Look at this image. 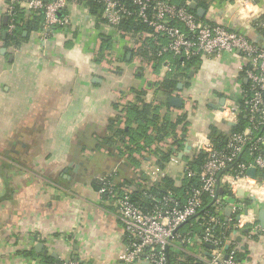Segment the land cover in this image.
<instances>
[{"label": "crops", "instance_id": "crops-1", "mask_svg": "<svg viewBox=\"0 0 264 264\" xmlns=\"http://www.w3.org/2000/svg\"><path fill=\"white\" fill-rule=\"evenodd\" d=\"M252 1L261 13L246 21L236 16V0H208L204 18L210 21L203 22L254 39L264 0ZM17 2L26 20L34 18L26 0ZM10 3L0 0V264H54L76 258L83 264H122L123 223L114 201L98 193L100 178L107 177L121 192H140L143 203L149 202L145 190L163 186L164 177L181 188L195 154L196 133H208L211 123L224 132L233 127L214 118L213 105L230 97L239 100L247 88L239 70L242 56L223 53L196 60L186 68L182 88L171 94L183 97V106L177 108L161 88L175 69V57L141 53L149 42L159 49L152 37L109 26L101 11L93 13L88 4H70L62 12L71 17L69 25L44 38L41 21L40 29L25 30L14 46L6 41ZM137 92L152 95L162 118L175 120L190 113L187 132L179 128L176 136L151 147L127 149L128 139L114 136L109 123L121 115L119 126L126 125L124 108L140 105ZM151 171L157 172L156 181ZM260 209L255 211L259 224ZM230 214L227 210L225 217ZM231 233L237 247L247 251L237 264H264V229L245 227Z\"/></svg>", "mask_w": 264, "mask_h": 264}, {"label": "built area", "instance_id": "built-area-1", "mask_svg": "<svg viewBox=\"0 0 264 264\" xmlns=\"http://www.w3.org/2000/svg\"><path fill=\"white\" fill-rule=\"evenodd\" d=\"M89 0H26V9L33 17L43 13V37L47 38L58 26H67L71 17L62 14L70 4H87ZM102 5L101 18L111 27H119L123 19L134 18L146 24L149 30L142 32L152 37L159 45L158 57L172 55L182 59L181 66L193 58H218L223 53H240L243 63L239 70L248 81L247 88L239 94V100L231 97L213 110L214 118L220 122L236 125L242 115H246L250 124L242 132H230L228 151L218 150L208 134L204 131L196 133L193 143L195 154L202 151L206 154L202 182L188 194L184 203L177 197L167 193L161 198L145 190L151 209L135 202L131 189L122 192L107 177H101L102 183L98 193L102 198L114 201L118 216L123 223L126 245L119 256L122 264H168V251L186 252L205 264H237L235 251L226 253L225 239L217 237L211 225H227L228 229L250 227L253 231H263L258 223L256 212L264 208V49L251 40L245 33L231 30L221 24L205 23L193 13L188 6H179L170 0H96ZM11 0L8 14L9 34H14L21 21L16 17L15 4ZM251 6V7H250ZM252 0H236V16L250 21L260 15ZM94 19V16H91ZM96 19V18H95ZM165 39V41H163ZM167 62V61H166ZM168 70L171 62L166 63ZM240 82L241 78L238 79ZM189 103V100H188ZM246 151L252 160L239 163L234 167L241 155ZM257 169V176L251 177L247 172ZM221 173V175H220ZM196 173L189 167L186 175ZM157 172L151 171L153 181L158 179ZM225 187L227 194L218 193V187ZM244 195L238 194L239 190ZM204 195L212 200L210 207L217 215L201 214ZM256 199H253V198ZM226 222L221 216L226 211ZM237 216V221L231 223ZM198 217L204 227V241L213 245L212 259L204 256L200 246H193L198 237L192 232H179V228ZM224 242V243H223ZM63 264H83L79 260L69 259Z\"/></svg>", "mask_w": 264, "mask_h": 264}, {"label": "trees", "instance_id": "trees-1", "mask_svg": "<svg viewBox=\"0 0 264 264\" xmlns=\"http://www.w3.org/2000/svg\"><path fill=\"white\" fill-rule=\"evenodd\" d=\"M49 1V0H45ZM124 2H128L129 0H122ZM172 3L179 5V6H188L191 2L196 1L199 7H203L205 10L209 11V3L208 0H170ZM222 1V0H221ZM20 3V2H19ZM19 3L15 4V11L16 17L18 20L21 21V25L18 26L17 30L14 34H9L7 37V43H11L16 46L18 43L19 38H23V33L25 30L31 32L30 30H37L40 29V23L43 22V13L38 17H34L30 20H26L24 17L23 9L20 8ZM88 5L91 7V11L93 13H97L102 11V5L97 2L96 0H89ZM190 9V8H189ZM193 13L196 14L195 10L190 9ZM197 15V14H196ZM202 21H207L205 18L199 17ZM210 21V20H208ZM207 21V22H208ZM23 22V23H22ZM257 26V30L264 35V16L257 19L255 21ZM8 27V26H7ZM122 30L129 34H139L141 32L147 31L149 28L146 24L142 23L139 20L134 18L123 19L120 26ZM57 29V28H56ZM27 38V37H25ZM148 46L150 48H148ZM158 50V46L154 45L153 43L149 42L146 48L142 49L141 53L144 56L148 54L156 56ZM175 69L171 73L165 77V79L161 83V88L166 94L171 96L175 91H178V86L181 81L187 76L188 74L185 72L186 68L192 66V64L198 60L199 58H193L185 62V66L182 67V59L180 58H173ZM183 69V70H181ZM184 71V72H183ZM137 99L140 102V105L131 104L127 105L124 110H126V122L124 127H120L121 115H117L113 119H111L109 123V130L114 136L120 137L122 139L127 138V141H124V146L131 150H138L140 151L142 148L151 147L153 143H158L160 141H165L169 136H176L177 129L183 133H186L188 128L187 125L190 124L189 119L191 118L190 113L185 112L179 115L175 120L169 116L161 117L159 113V107L152 102V95L147 92H137ZM117 108V106H116ZM133 123L136 124V127H133ZM250 122L246 115H242L240 118V122L236 125H233L232 128L228 131H222L216 124L211 123L208 127V136L214 146L223 152H227L229 149L227 147L228 143V136L230 132H242ZM152 129V132L149 133V130ZM143 141V143H141ZM163 153V152H162ZM163 160H167V157H162ZM252 160V157L246 153V151L241 155L238 159L237 163H234V167L238 166L239 163H248ZM206 162V154L202 151L194 154L193 159L189 163V168L193 170L196 174L192 177L186 175L184 180V185L181 188H176L173 186V181L168 178L164 177L161 180V184L163 186L157 187L152 186L150 187V194L156 196V198H161L167 193L172 194L174 197H177L180 202L184 203L188 194L194 188H199L202 184L200 180V176L203 174L204 164ZM144 190H142V193ZM140 192H132V199L139 203L140 205L144 206L145 209H151L153 204L143 203L140 201L139 196ZM223 194H227V191H224ZM145 195V194H144ZM146 197V196H145ZM147 198V197H146ZM203 199V210L201 214L204 215H217L216 212L212 211L210 204L211 199L208 195H204ZM147 202V200H146ZM221 220L226 222L225 215L221 216ZM237 221V216H234V219L231 223H235ZM201 220L198 217L193 218L183 226L179 228V232L185 233L187 231H192L197 237L198 240L193 242V246H200L201 249H207L208 252L204 251V256L207 259H212V249L213 247L208 246L207 242L204 241V227L201 225ZM211 230L213 231L214 235L226 240V238L231 237V232L233 229H228L227 225H211ZM251 236V235H250ZM224 243V242H223ZM224 249L226 253H230L232 250L235 251V259L237 262L242 261L246 258L247 251H242L240 248L237 247L235 240L224 243ZM169 263L168 264H205L204 261L197 259V257L188 254L186 252H178L172 248L168 251Z\"/></svg>", "mask_w": 264, "mask_h": 264}, {"label": "water", "instance_id": "water-1", "mask_svg": "<svg viewBox=\"0 0 264 264\" xmlns=\"http://www.w3.org/2000/svg\"><path fill=\"white\" fill-rule=\"evenodd\" d=\"M189 7H190V9L196 11L197 16H199V17H204V16H205L206 10H205L204 8L197 7V3H196V2H191L190 5H189ZM5 21H6V23H7V18L5 19ZM251 40H252L253 42H255L257 45H259L261 48L264 49V36L260 35L259 32H258L257 37L254 38V39L251 38ZM179 88H182V84H179ZM224 101H225L224 99L221 100L220 104H223ZM169 104H170L171 106H173V107L181 108V107L183 106V104H184L183 97H181V96H179V95H173V96H170V97H169ZM213 107H214V108H217L218 105L215 104V105H213ZM231 125H233V124H231ZM247 173H248L251 177H256V176H257V169H256V168H251V169L248 170ZM220 175H221V173H220ZM218 193L223 194V187H221V186L218 187ZM238 194H239V195H244V191L240 189V190L238 191ZM253 199H256V198L254 197ZM258 219H259V222H260V224H261V227L264 229V208L260 209ZM246 230H247V229H246ZM238 240H239V239H238ZM207 245L210 246V247H213V248H214V246L211 245V244H207ZM42 247H43V243H39V244L36 245V248H37L38 250H40ZM53 256H54L55 258H57V255H56V254H53ZM75 260H78V259L76 258ZM54 264H63V262L57 260V262L54 263Z\"/></svg>", "mask_w": 264, "mask_h": 264}, {"label": "rangeland", "instance_id": "rangeland-1", "mask_svg": "<svg viewBox=\"0 0 264 264\" xmlns=\"http://www.w3.org/2000/svg\"><path fill=\"white\" fill-rule=\"evenodd\" d=\"M226 130H228V131L230 130L229 126H228V128H226Z\"/></svg>", "mask_w": 264, "mask_h": 264}, {"label": "clouds", "instance_id": "clouds-1", "mask_svg": "<svg viewBox=\"0 0 264 264\" xmlns=\"http://www.w3.org/2000/svg\"><path fill=\"white\" fill-rule=\"evenodd\" d=\"M251 7V6H250Z\"/></svg>", "mask_w": 264, "mask_h": 264}]
</instances>
